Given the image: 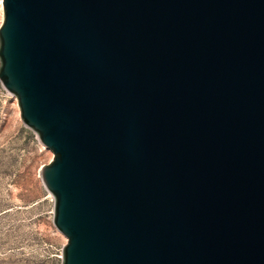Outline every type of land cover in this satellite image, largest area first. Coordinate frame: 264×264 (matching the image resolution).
I'll use <instances>...</instances> for the list:
<instances>
[{
    "label": "water",
    "instance_id": "95a60500",
    "mask_svg": "<svg viewBox=\"0 0 264 264\" xmlns=\"http://www.w3.org/2000/svg\"><path fill=\"white\" fill-rule=\"evenodd\" d=\"M2 8L61 264H264V0Z\"/></svg>",
    "mask_w": 264,
    "mask_h": 264
},
{
    "label": "rangeland",
    "instance_id": "374dc122",
    "mask_svg": "<svg viewBox=\"0 0 264 264\" xmlns=\"http://www.w3.org/2000/svg\"><path fill=\"white\" fill-rule=\"evenodd\" d=\"M52 157L0 83V264H61L66 238L53 224V197L40 174Z\"/></svg>",
    "mask_w": 264,
    "mask_h": 264
},
{
    "label": "bare ground",
    "instance_id": "6f19581e",
    "mask_svg": "<svg viewBox=\"0 0 264 264\" xmlns=\"http://www.w3.org/2000/svg\"><path fill=\"white\" fill-rule=\"evenodd\" d=\"M2 11H3V8H2V0H0V21L2 19ZM15 97V96H14ZM63 235V234H62ZM64 236V235H63ZM66 238V237H65Z\"/></svg>",
    "mask_w": 264,
    "mask_h": 264
},
{
    "label": "built area",
    "instance_id": "2783aa9c",
    "mask_svg": "<svg viewBox=\"0 0 264 264\" xmlns=\"http://www.w3.org/2000/svg\"><path fill=\"white\" fill-rule=\"evenodd\" d=\"M2 14H3V11H2ZM60 258H61V255H60Z\"/></svg>",
    "mask_w": 264,
    "mask_h": 264
}]
</instances>
